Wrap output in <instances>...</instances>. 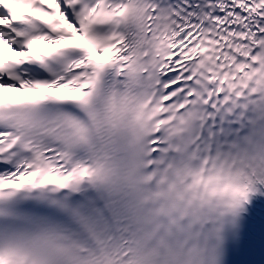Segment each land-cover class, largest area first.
I'll return each mask as SVG.
<instances>
[{"label": "snow or ice", "instance_id": "obj_1", "mask_svg": "<svg viewBox=\"0 0 264 264\" xmlns=\"http://www.w3.org/2000/svg\"><path fill=\"white\" fill-rule=\"evenodd\" d=\"M0 264H264V0H0Z\"/></svg>", "mask_w": 264, "mask_h": 264}, {"label": "bare ground", "instance_id": "obj_2", "mask_svg": "<svg viewBox=\"0 0 264 264\" xmlns=\"http://www.w3.org/2000/svg\"><path fill=\"white\" fill-rule=\"evenodd\" d=\"M4 51H5V53L11 54L6 46L4 47Z\"/></svg>", "mask_w": 264, "mask_h": 264}]
</instances>
